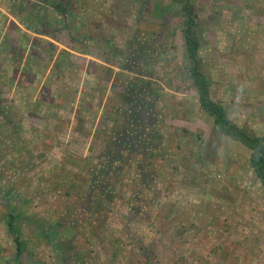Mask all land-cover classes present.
Returning a JSON list of instances; mask_svg holds the SVG:
<instances>
[{"label":"rangeland","instance_id":"1","mask_svg":"<svg viewBox=\"0 0 264 264\" xmlns=\"http://www.w3.org/2000/svg\"><path fill=\"white\" fill-rule=\"evenodd\" d=\"M56 1L0 0V264L9 215L54 264H264V188L200 107L178 0ZM192 3L211 99L264 137V0Z\"/></svg>","mask_w":264,"mask_h":264},{"label":"trees","instance_id":"2","mask_svg":"<svg viewBox=\"0 0 264 264\" xmlns=\"http://www.w3.org/2000/svg\"><path fill=\"white\" fill-rule=\"evenodd\" d=\"M181 13L184 17L183 37L185 41L187 58L190 61V73L193 85L198 93V100L202 111L213 120L215 128L223 135L236 142L241 143L251 151L250 165L255 176L264 188V137L249 133L246 129L239 127L229 118L223 105L211 99V82L207 78V73L202 68L200 51L202 42L198 36V17L195 12L192 0H178ZM57 17L61 23H65L64 1H56ZM43 22V18L41 19ZM35 27V26H34ZM30 29H34L30 27ZM36 31V30H35ZM9 231L16 235L15 250L17 254L16 262L20 263L23 254V243L21 241L20 227L15 223V216L9 215Z\"/></svg>","mask_w":264,"mask_h":264},{"label":"crops","instance_id":"3","mask_svg":"<svg viewBox=\"0 0 264 264\" xmlns=\"http://www.w3.org/2000/svg\"><path fill=\"white\" fill-rule=\"evenodd\" d=\"M91 203H93V202L91 201ZM62 251H64V250H62ZM69 252L70 251L65 252L64 255L67 256V257L65 256L66 258H62V261H63L64 264L68 261L67 259L70 260V255L68 257V253ZM35 254H36V250L33 249L32 247H28L27 249L26 248L25 249L23 248V254L21 255V257H20L19 260H21L22 257H25L27 259L28 263H29L30 262V258L33 257L32 264H46V263L54 264V263H50V262L54 261V259L53 260L52 259L50 260V258H47V261H42L41 257H39V260H38V258L37 259L35 258ZM59 256H61V255H59ZM14 259L15 260L17 259V254L15 255ZM66 264H69V263H66Z\"/></svg>","mask_w":264,"mask_h":264},{"label":"flooded vegetation","instance_id":"4","mask_svg":"<svg viewBox=\"0 0 264 264\" xmlns=\"http://www.w3.org/2000/svg\"><path fill=\"white\" fill-rule=\"evenodd\" d=\"M136 114L133 116V119H135L136 120ZM131 122H133V123H136V122H134V121H131ZM125 134V133H124Z\"/></svg>","mask_w":264,"mask_h":264}]
</instances>
